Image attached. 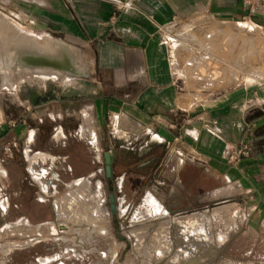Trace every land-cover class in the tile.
I'll list each match as a JSON object with an SVG mask.
<instances>
[{"label":"rangeland","instance_id":"obj_1","mask_svg":"<svg viewBox=\"0 0 264 264\" xmlns=\"http://www.w3.org/2000/svg\"><path fill=\"white\" fill-rule=\"evenodd\" d=\"M54 1L0 0V30L6 27L17 32L13 35L14 50L23 46L19 31L53 43L46 48L49 51L45 50L47 54L51 50L48 57L44 50L41 56H45L41 57L35 44L26 58L13 52L0 63V170L5 172L0 176V264H174L173 246L176 252L184 249L193 256H204L201 264L246 261L252 237L263 228L253 231L247 222L243 223L244 213L232 205L222 213V208L194 211L209 220L193 229L184 230L175 223L176 217L169 216L173 245L157 239L163 211L160 214V205L152 198L160 201L152 157L154 153L159 155L158 147L151 141L152 135L139 140L126 137L118 120L95 105L100 98L83 95V88L89 85L100 84L110 91L112 80L101 72L96 74L102 68L94 48H83L80 53L69 40H61L62 32L41 29L46 24L42 17H52ZM169 29L174 68L182 93L191 102L216 99L238 86L263 83L261 27L254 31L249 23L226 24L194 13L181 16ZM57 43L60 56L54 53ZM25 44L28 47V41ZM67 49L78 53L74 62L80 73L76 77L55 78L53 69L34 67L38 60L64 61L69 57ZM263 133L261 129L258 134ZM108 150L113 158L111 186L117 215L110 208L104 160ZM42 154L49 157L30 165ZM144 160L149 162L140 166ZM30 168L46 174L36 180ZM69 194L75 200L69 201ZM3 200L6 209L1 205ZM55 201L62 203L59 213ZM76 209L96 213V217L78 221ZM61 224L68 225L69 232L63 233ZM10 245L25 247L8 252ZM262 256L263 248L257 247L251 258L259 261ZM181 264L189 263L184 260Z\"/></svg>","mask_w":264,"mask_h":264},{"label":"crops","instance_id":"obj_2","mask_svg":"<svg viewBox=\"0 0 264 264\" xmlns=\"http://www.w3.org/2000/svg\"><path fill=\"white\" fill-rule=\"evenodd\" d=\"M51 5L52 17L42 15L41 29L62 32L61 40L80 53L94 48L102 68L96 74L112 80L110 91L89 85L83 95L100 98L95 105L118 120L126 137L152 135L159 150L152 160L160 201L152 198L172 218L203 215L196 210L222 208V213L232 205L253 231L263 228L255 231L246 261L234 264H264V133L258 134L264 130V81L193 103L182 93L168 42L169 26L194 13L264 29V0H55ZM245 144L249 155H237ZM257 247L263 256L254 261Z\"/></svg>","mask_w":264,"mask_h":264},{"label":"bare ground","instance_id":"obj_3","mask_svg":"<svg viewBox=\"0 0 264 264\" xmlns=\"http://www.w3.org/2000/svg\"><path fill=\"white\" fill-rule=\"evenodd\" d=\"M17 26V25H16ZM13 29V28H12ZM14 30H15V28H14ZM11 31H13V30H11V29H9V28H6V27H4V29L3 30H0V42H2L1 43V48H3V49H5L3 52L1 51V49H0V63H2V62H4L5 60H8L9 58H10V56H11V54H13V52H15V53H19V55H21L22 57L21 58H26L27 57V52H30V48H32V45H35L36 44V49H37V47H38V50H40V51H38L37 53L38 54H40V56H41V52H43V50H44V52H45V50H46V48L48 47V45H49V43H50V40L47 38L46 40H44V41H41V39H38V37H36V36H34V35H30V34H26V33H24V32H20L19 31V33H18V38H19V42L21 43V42H23V46L22 45H19V46H16V50H14V44H13V41H14V32H11ZM15 34H17V32H15ZM16 39V38H15ZM45 39V38H44ZM54 40H56V39H54ZM54 40H53V42H54ZM25 41H28V47H25L26 46V44H25ZM15 42V41H14ZM57 42V41H56ZM62 42V41H61ZM52 43V42H51ZM50 43V44H51ZM17 45V44H16ZM51 45H53V43L51 44ZM50 45V46H51ZM31 46V47H30ZM49 46V47H50ZM48 47V48H49ZM66 47H68V46H66ZM71 47V46H70ZM29 50H28V49ZM74 48V47H73ZM54 53L57 55V56H60V46H59V44L57 43V45L54 47ZM28 50V51H27ZM32 50V49H31ZM61 50H63V49H61ZM75 50V49H74ZM73 49H67V51H68V53H69V57H67V59H65L64 61L61 59V60H59V59H57V60H50V61H46V62H43V61H34L35 62V64H34V67L36 68V67H39V68H42V67H49V68H51V69H53L54 71H56V74H55V78L56 77H59V75L60 76H63V75H66L65 77H68V78H73L75 75H78V73H80L79 71H80V67L77 65V64H75V62H74V60L76 59V56L78 55V53L76 52V51H74ZM47 51H49V50H46V52ZM78 51V50H77ZM6 52V53H5ZM33 52H34V48H33ZM32 51H31V53H33ZM44 53L45 55H46V57H48L47 55L48 54H50L51 55V50H50V52L47 54V53ZM4 55H3V54ZM37 53H35V54H37ZM53 53V52H52ZM34 54V53H33ZM32 54V55H33ZM43 54V53H42ZM42 55L41 57H43V56H45V55ZM55 54H54V56H55ZM36 56V55H35ZM52 56H53V54H52ZM53 56V57H54ZM49 57H51V56H49ZM56 57V56H55ZM36 58H37V56H36ZM38 58H39V55H38ZM31 59V57L29 56V54H28V61ZM41 59V58H40ZM45 59V58H44ZM50 59V58H49ZM26 60V59H25ZM76 61V60H75ZM11 62V61H10ZM8 64V63H7ZM20 64V63H19ZM9 65V64H8ZM22 65H24V64H22ZM26 65L27 64H25V68H26ZM31 66V65H30ZM21 67H23V66H21ZM6 68V67H5ZM24 69V68H23ZM21 70V69H20ZM26 72V71H25ZM64 73V74H63ZM76 77V76H75ZM65 79V78H64ZM39 157H41L43 160H45V158H46V155H38L37 157H35L34 159H32L31 160V164L32 163H34V162H36L38 159H39ZM41 159V160H42ZM46 171H44L43 173H40V172H35V171H33L32 173L35 175V177H42L43 176V174H46L45 173ZM68 199H69V201L71 200V201H73V200H75V197L73 196V194H69L68 195ZM58 200V199H57ZM66 202H68V200L66 201ZM151 202V201H150ZM149 202V203H150ZM60 203L61 202H59V201H55V207H56V210L58 211V213H59V211L61 210L60 209V207L62 208V203H61V205H60ZM72 203V202H71ZM154 203H156V202H154ZM68 204H70L69 202H68ZM76 203H74V205H75ZM1 205L3 206V208L4 209H6V205H7V203H6V201L5 200H3L2 202H1ZM151 205V204H150ZM156 205H157V203H156ZM154 207V206H153ZM158 207H159V205H158ZM67 208V207H66ZM158 210H161L160 211V214H161V212L163 211V220L160 222V225H159V230H158V233L156 234V237H157V239L159 240V241H161L162 243L164 242L165 244H167V245H172V239H171V235H170V233H171V218L169 217V215H168V213L165 211V209L163 208V207H161V205H160V209H158ZM62 211V210H61ZM67 211V210H66ZM68 211H69V209H68ZM75 211V210H74ZM70 212V211H69ZM84 211H82V210H80V209H76V213H75V218H76V220H78V221H82V220H88V219H90L91 217H96V213H92V214H85V213H83ZM66 213V212H65ZM64 213V214H65ZM72 213V212H71ZM70 213V214H71ZM154 213V212H153ZM60 214H61V212H60ZM63 214V215H64ZM70 214H68V217H69V215ZM154 214H156V213H154ZM59 215V214H58ZM63 215H61V216H63ZM73 215V214H72ZM60 216V217H61ZM58 218V217H57ZM73 220H74V218H73ZM205 220H206V217L204 216V215H199V214H194V215H183V216H180V217H177L176 218V220H175V223L176 224H180L181 226H182V228L185 230V229H193V228H196L198 225H199V223H204L205 222ZM207 220H209L208 218H207ZM72 222H74V221H72ZM79 223V222H78ZM206 223H208V222H206ZM70 226V225H69ZM52 229H53V231H55L56 229L54 228V227H51ZM61 230H62V232L63 233H66V232H69V227H68V225H66V224H61ZM183 230V231H184ZM224 237V236H223ZM206 238V237H205ZM46 240V239H45ZM38 241H40V240H37V241H35V242H33L34 244L35 243H37ZM219 241V240H218ZM221 244V243H220ZM25 246H23V245H10L9 247H8V252H12V251H14L15 249H22V248H24ZM209 256V255H208ZM205 257L204 256H201V255H199V256H193V255H191V253L189 252V251H186V250H184V249H181V251H177V252H175V255H174V257H173V261H174V264H181L182 263V261H184V260H186L189 264H201V263H204L205 262Z\"/></svg>","mask_w":264,"mask_h":264},{"label":"water","instance_id":"obj_4","mask_svg":"<svg viewBox=\"0 0 264 264\" xmlns=\"http://www.w3.org/2000/svg\"><path fill=\"white\" fill-rule=\"evenodd\" d=\"M104 160H105V169H106V177L109 179V185H110V208L113 215H117V206H116V200L113 193V187L111 186L113 183V158L112 153L110 150L104 153Z\"/></svg>","mask_w":264,"mask_h":264},{"label":"built area","instance_id":"obj_5","mask_svg":"<svg viewBox=\"0 0 264 264\" xmlns=\"http://www.w3.org/2000/svg\"><path fill=\"white\" fill-rule=\"evenodd\" d=\"M172 39H168V42L170 43ZM249 151H250V148L247 144H245L242 148H240L238 151H237V155H240V156H248L249 155Z\"/></svg>","mask_w":264,"mask_h":264}]
</instances>
